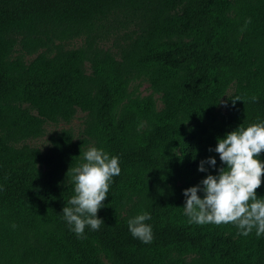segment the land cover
Listing matches in <instances>:
<instances>
[{
    "label": "trees",
    "instance_id": "trees-1",
    "mask_svg": "<svg viewBox=\"0 0 264 264\" xmlns=\"http://www.w3.org/2000/svg\"><path fill=\"white\" fill-rule=\"evenodd\" d=\"M138 79L161 109L131 93ZM78 112L79 135L52 134L45 151L27 143ZM259 120L264 0H0V264H264V235L189 223L180 208L183 189L215 174L199 162L221 166L216 138ZM89 146L118 156L121 172L104 224L77 236L60 214ZM145 211L148 244L127 227Z\"/></svg>",
    "mask_w": 264,
    "mask_h": 264
},
{
    "label": "clouds",
    "instance_id": "clouds-1",
    "mask_svg": "<svg viewBox=\"0 0 264 264\" xmlns=\"http://www.w3.org/2000/svg\"><path fill=\"white\" fill-rule=\"evenodd\" d=\"M231 101L234 105L241 100L237 97ZM209 152L218 154L221 166L217 167L215 156L201 160L197 171L208 173L213 169L215 174L209 173L197 185L182 190L184 204L180 208L188 222L232 223L239 235L248 236L253 230L257 236L264 235V197L256 193L264 175V160L260 158L264 152V120L247 126L243 122L222 138L217 137ZM79 157L80 162L70 170L74 194L60 215L70 231L82 236L86 226L96 231L104 224L97 213L104 207L102 202L121 168L118 156L96 146L87 147ZM150 219L145 211L127 221L131 236L144 244L152 241V226L146 223Z\"/></svg>",
    "mask_w": 264,
    "mask_h": 264
},
{
    "label": "rangeland",
    "instance_id": "rangeland-1",
    "mask_svg": "<svg viewBox=\"0 0 264 264\" xmlns=\"http://www.w3.org/2000/svg\"><path fill=\"white\" fill-rule=\"evenodd\" d=\"M130 91L134 96H139L142 98L152 96L156 102L157 108L161 109L163 107L160 95L154 93L150 84L143 79L132 81L130 85ZM232 91H233V87L228 90V95H230ZM225 113H226L225 104L222 103V105L216 111V118L221 120L224 117ZM84 118H85V114L82 112H78L74 120L69 124L64 122L57 124L47 123L45 126L46 129L45 136L41 139L27 141V143L31 146L39 147L40 149L45 151L49 146V137L52 134L60 132L63 129H72L76 135H79L83 129Z\"/></svg>",
    "mask_w": 264,
    "mask_h": 264
}]
</instances>
